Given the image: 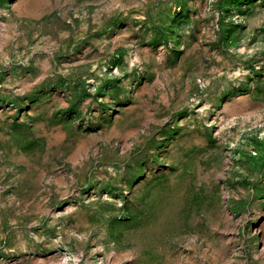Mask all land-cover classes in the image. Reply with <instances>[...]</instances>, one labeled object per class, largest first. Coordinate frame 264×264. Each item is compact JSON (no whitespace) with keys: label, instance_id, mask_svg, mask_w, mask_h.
Instances as JSON below:
<instances>
[{"label":"rangeland","instance_id":"1","mask_svg":"<svg viewBox=\"0 0 264 264\" xmlns=\"http://www.w3.org/2000/svg\"><path fill=\"white\" fill-rule=\"evenodd\" d=\"M0 264H264V0H0Z\"/></svg>","mask_w":264,"mask_h":264}]
</instances>
